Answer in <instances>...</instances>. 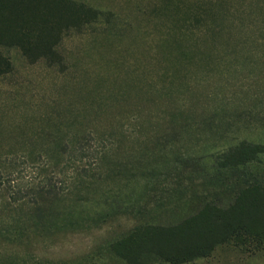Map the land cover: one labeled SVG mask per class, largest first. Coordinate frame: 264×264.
I'll return each instance as SVG.
<instances>
[{
	"label": "rangeland",
	"instance_id": "rangeland-1",
	"mask_svg": "<svg viewBox=\"0 0 264 264\" xmlns=\"http://www.w3.org/2000/svg\"><path fill=\"white\" fill-rule=\"evenodd\" d=\"M75 1L101 18L64 37L61 71L5 51L14 70L0 77V264H126L114 246L133 227L174 223L205 194L180 162L215 152L226 129H238L236 115L215 116L223 91L213 79L248 91L260 71L233 79L216 54L208 68L177 78L183 56L164 41L199 6L227 8L237 25L262 34L264 0ZM214 15L213 27L225 22ZM84 152L98 158L79 161ZM8 181L24 203L11 202ZM39 183L56 195H40ZM191 264H264V254L223 247Z\"/></svg>",
	"mask_w": 264,
	"mask_h": 264
},
{
	"label": "trees",
	"instance_id": "trees-1",
	"mask_svg": "<svg viewBox=\"0 0 264 264\" xmlns=\"http://www.w3.org/2000/svg\"><path fill=\"white\" fill-rule=\"evenodd\" d=\"M195 10L164 41L165 51L183 56L176 67L177 78L191 70L208 68L218 61L213 58L216 54L221 55L222 74L233 68L235 72L229 75L233 79L245 69L260 71L249 72L251 91L235 92L223 80L213 79L222 88L216 89L223 91L215 94L221 102L213 112L215 116L236 115L238 129L229 135L228 127L223 133V145L215 152L180 162L191 183L197 181L206 186L205 194L188 216L174 223L147 222L133 227L114 246V252L126 264H191L211 257L223 247L250 255L264 254V123L261 127L252 125L257 118L264 122V30L257 34L244 24L237 25L227 8L199 6ZM214 14L225 22L213 27L212 18L218 19ZM100 18V11L75 0H0V77L14 70L5 54L10 49L18 50L29 65L44 61L61 71L64 60L58 47L64 37ZM237 18L244 20L240 13ZM93 157L97 159L98 153L84 152L78 160ZM7 185L12 190L11 202L24 203L14 181ZM37 187L44 197L55 194L49 184ZM63 192L60 190L57 195ZM32 207L42 211L39 203Z\"/></svg>",
	"mask_w": 264,
	"mask_h": 264
}]
</instances>
